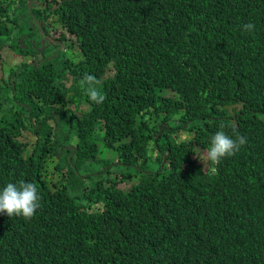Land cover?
I'll list each match as a JSON object with an SVG mask.
<instances>
[{
    "label": "trees",
    "instance_id": "trees-1",
    "mask_svg": "<svg viewBox=\"0 0 264 264\" xmlns=\"http://www.w3.org/2000/svg\"><path fill=\"white\" fill-rule=\"evenodd\" d=\"M52 1L0 0V50L25 60L0 84V190L23 180L41 197L29 220L0 213V264H264V0ZM51 17L77 61L35 62L34 19L45 31ZM86 73L102 104L85 95ZM221 123L247 143L204 169L193 156ZM25 128L39 137L30 153ZM103 149L139 181L118 188L133 174L112 178Z\"/></svg>",
    "mask_w": 264,
    "mask_h": 264
},
{
    "label": "clouds",
    "instance_id": "clouds-1",
    "mask_svg": "<svg viewBox=\"0 0 264 264\" xmlns=\"http://www.w3.org/2000/svg\"><path fill=\"white\" fill-rule=\"evenodd\" d=\"M38 2L39 0L37 3L31 2L30 9L33 5H37ZM35 8L40 9L41 7L37 5ZM54 19L56 18L54 17L51 21L54 22ZM34 22L36 25L39 23L35 19ZM39 25L41 27L40 23ZM242 29L246 32H252L255 29V25L249 22L244 24ZM39 31L41 33L43 30L39 29ZM80 83L82 86L87 85L84 91L91 102L95 104H102L104 102L106 95L102 94L96 87L98 81L95 76L86 73L83 75ZM224 127L225 124L221 123L220 130L211 137L210 146L203 156V160L210 164L212 171L216 170V166L220 164L223 158L235 155L240 150L241 146L247 143V137L236 134L235 138H232L223 130ZM182 139L190 142L186 136L182 137ZM40 199L41 197L38 194L37 186L34 183L23 180L20 181L19 184L9 182L0 190V213L7 215L9 218L15 216L29 220L41 207Z\"/></svg>",
    "mask_w": 264,
    "mask_h": 264
},
{
    "label": "rangeland",
    "instance_id": "rangeland-1",
    "mask_svg": "<svg viewBox=\"0 0 264 264\" xmlns=\"http://www.w3.org/2000/svg\"><path fill=\"white\" fill-rule=\"evenodd\" d=\"M29 1H31V0H28L25 5H28ZM6 2H9V0H3V5H5ZM12 10L13 9H10L9 13L12 12ZM16 11L19 12V9L16 10ZM53 18L54 17H51L50 19L53 20ZM13 23L15 25H18L20 23V21H14ZM31 23L32 22H29V24H28V22H25V27L29 28V26H30L31 28H33V25ZM9 27H12V26L10 25ZM61 27H62V25L57 24L58 33L62 32V28ZM25 29L23 30V33L25 32ZM30 33H31L32 39H33V41L35 43H38L39 41H43L42 34H40V33L38 34L35 30H33L32 32L30 31ZM18 37H19L18 36V32L15 31L14 32V39L17 40ZM24 39H25V35L20 36L19 39H18V44H19V46L21 48H25V46H26L25 43H24ZM70 41L75 42V38L71 37ZM73 47L74 48L72 50V53L74 54V58L72 60H76L77 61L79 58H81L80 51L77 48V45L75 43H73ZM49 55H50V53H49ZM52 55L49 56L48 60H53L54 59V58L52 59ZM61 55L65 56V55H68V53H62ZM61 60L62 59L60 57V59L57 62V64H59V65L60 64H64V63H61ZM23 61H25V60L22 59L19 55H15V53L12 50L11 47H9L8 45H4L1 48V50H0V84L3 83L4 80L8 79L10 72L13 69H15L19 64H21ZM29 62L32 63V60H30ZM112 74H113V71L109 70L108 74L106 76H109V75H112ZM67 82L70 83V81H67ZM164 94L166 96H170V95H174V92L171 91V90H166V91H164ZM83 108L85 110H87L89 107L87 105H84ZM13 112L17 113L18 110L17 109H13ZM2 119H7V116H6V114L4 112L0 113V120H2ZM23 120H24V123H26V120L25 119H23ZM52 124L55 125L54 122H52ZM64 133H67V131L65 130ZM185 136H186L185 134L180 133L181 139H182V137H185ZM18 138L26 143V145H27L26 146V153H30L31 151L34 150V148L36 146V143H37V141L39 139V137L36 134H34L28 128L23 129L21 132L19 131ZM73 139H74V137H72L70 142H73L74 141ZM60 141L63 142L64 139L61 137ZM205 152H206V150H201L199 148H196V156L195 157L193 156V158L198 157V161L202 164L203 168L207 169L210 166V164L203 160V156H204ZM102 156H103L104 160H106L108 162H111V164L108 167H106V168L109 169L110 166L113 168L112 171L114 173L111 174L112 178H115V173H116L117 179H119V177H121L122 173H124V174H127V173L128 174H133V176L128 177V178L125 177L124 180L119 181L118 184H117L118 188H120L121 190L125 191V190L129 189V186H130L131 183H137L139 181V173L135 171V166H119V165H117L119 163L118 162V158H117V156L115 155V153L112 150L103 149ZM58 158H59L58 156L51 157L50 158V162L48 163L47 167H45V171L49 170V173H47V174L50 177H53L54 180L60 179V177L55 173V166H56V163L58 161ZM153 168H156V165L153 164V163H150L149 164V169H153ZM81 170H82L83 173H87V172L98 173L100 171V167L97 164H92V165H88L87 169L82 167ZM52 173H53V175H52Z\"/></svg>",
    "mask_w": 264,
    "mask_h": 264
},
{
    "label": "flooded vegetation",
    "instance_id": "flooded-vegetation-1",
    "mask_svg": "<svg viewBox=\"0 0 264 264\" xmlns=\"http://www.w3.org/2000/svg\"><path fill=\"white\" fill-rule=\"evenodd\" d=\"M33 1L34 0H31L29 2H33ZM60 1L61 0H53L52 3L54 6H56ZM54 11L55 9L54 7H52L50 13L53 14ZM57 24H58L57 22H54L53 24L45 25V31H42L40 33L43 36V41H39L37 43L38 44L37 47H35L36 50L35 58H37L35 62L41 63L45 59H48L49 56H51L52 54H53L52 56H54L53 58H55L60 52L68 53V55L60 56L62 59L61 63L65 62L66 64L67 60L71 61L74 58V54L72 53V50L74 48L73 43L75 42L70 41L71 36L66 33L63 27H61L62 32L58 33ZM41 48H43L42 52L40 51ZM47 48H52V51H50V55L47 54V56H44V52L48 50Z\"/></svg>",
    "mask_w": 264,
    "mask_h": 264
},
{
    "label": "water",
    "instance_id": "water-1",
    "mask_svg": "<svg viewBox=\"0 0 264 264\" xmlns=\"http://www.w3.org/2000/svg\"><path fill=\"white\" fill-rule=\"evenodd\" d=\"M37 1H38V0H34L33 2H34V3H37ZM30 5H31V2H29V4H28V8H29V10H30ZM37 25H38L39 29L41 30V27H40L39 23H37ZM40 51L42 52V51H43V48H41ZM53 57H54V56H52V59H53Z\"/></svg>",
    "mask_w": 264,
    "mask_h": 264
}]
</instances>
